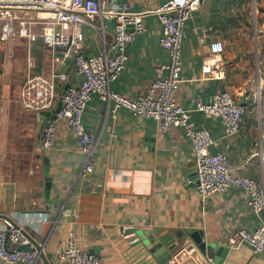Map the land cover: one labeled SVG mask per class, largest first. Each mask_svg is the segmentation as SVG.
Wrapping results in <instances>:
<instances>
[{
	"label": "crops",
	"instance_id": "0c3cea01",
	"mask_svg": "<svg viewBox=\"0 0 264 264\" xmlns=\"http://www.w3.org/2000/svg\"><path fill=\"white\" fill-rule=\"evenodd\" d=\"M99 1L105 9L126 4L142 12L169 0ZM143 22L145 31L128 46L125 67L111 84L131 101L145 93L156 69L168 61L158 41L160 20L149 15ZM113 24H85L83 56L109 49ZM43 29V24L31 25L38 34L32 42L16 37L0 43V229L6 220L20 226L31 243L43 246L44 264H66L59 256L71 237L79 250L96 255L99 264H135L129 249L138 235L177 240L182 248L193 242L191 232L202 234L206 250L200 253L214 264H264V252L225 243L234 230L264 227V211L254 214L241 188L205 199L199 196L194 151L182 128L162 130L155 120L135 117L125 108H115L113 101L93 97L82 117L85 128L97 135L91 174L79 177L83 158L66 122H56L49 149L39 148L51 117L41 125V111L23 108L20 94L28 72L67 75L56 87L52 109L61 102L67 84L80 82L72 53L65 57L47 48L40 37ZM216 40L224 46L222 80L202 74L203 58ZM180 59L177 101L191 111L196 128L212 136L215 144L209 153H225L233 174L256 180L264 191V0H205L185 22ZM220 92L249 106L236 134L227 135L220 119L195 110ZM0 264L9 263L0 259Z\"/></svg>",
	"mask_w": 264,
	"mask_h": 264
},
{
	"label": "built area",
	"instance_id": "2783aa9c",
	"mask_svg": "<svg viewBox=\"0 0 264 264\" xmlns=\"http://www.w3.org/2000/svg\"><path fill=\"white\" fill-rule=\"evenodd\" d=\"M204 1L169 0L156 10L134 12L126 4L116 10L105 9L99 0H0V43L16 37L35 41L38 34L32 32L31 25L40 23L44 25L40 37L47 48L63 52L65 57L72 53L74 73L80 82L64 91L55 119L48 120L43 127L39 148L43 151L49 149L55 137L56 122H66L83 158L79 177L88 176L94 168L97 135L85 128L82 117L87 103L98 97L106 102L113 101L115 108H125L135 117L157 121L162 130L182 128L194 151L195 186L199 196L205 199L234 187L241 188L248 194L250 210L259 216L264 211V191L258 182L233 174L225 153H209L210 147L215 144L212 136L206 130L197 129L191 119V111L177 101L184 25ZM25 12L31 15L24 17ZM149 15L157 16L161 22L158 41L168 61L156 69L155 79L145 93L131 101L113 91L111 84L125 67L128 46L145 31L143 20ZM91 20L101 23L113 20V37L109 49L104 48L96 56L85 57L82 55L83 27ZM223 51L222 42L216 40L210 44L209 55L203 58L202 64V74L206 79L224 78ZM66 81L67 75L61 72L53 71L45 76L29 71L20 94L23 108L35 111L53 108L56 87ZM248 109V104L238 102L229 92H220L210 103L198 104L195 110L220 119L225 133L233 135L239 132ZM225 243L230 248L246 244L257 253L264 252V227L254 232L234 230L228 234ZM59 258L66 264H99L96 255L79 250L73 237L68 240ZM0 259L9 264H44L43 246L31 243L20 226L6 220L4 228L0 229ZM186 261L191 264H214L211 258L200 253L194 242L180 248L169 264H185Z\"/></svg>",
	"mask_w": 264,
	"mask_h": 264
},
{
	"label": "water",
	"instance_id": "95a60500",
	"mask_svg": "<svg viewBox=\"0 0 264 264\" xmlns=\"http://www.w3.org/2000/svg\"><path fill=\"white\" fill-rule=\"evenodd\" d=\"M130 29V27H128ZM70 85L65 86V90L69 88ZM61 108V102L57 105L55 109L50 108L47 111H41V125L47 120L48 117L53 120L56 117V113L59 112ZM44 116L46 118H44ZM49 182H47L46 190H49ZM48 194V192L46 193ZM0 217H2L0 215ZM190 237L193 242L197 245L200 252H205L206 244L203 241L202 234L200 232H191ZM181 245L177 240L173 241H158L153 238L151 234L143 233L133 238L129 253L130 258L135 264H169V261L174 257V255L180 250ZM225 251L224 249H222ZM222 252V251H221ZM220 263V262H219ZM47 264V262H45Z\"/></svg>",
	"mask_w": 264,
	"mask_h": 264
}]
</instances>
